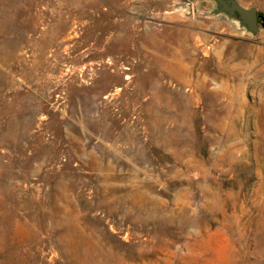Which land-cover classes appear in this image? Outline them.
I'll return each instance as SVG.
<instances>
[{
  "label": "rangeland",
  "instance_id": "1",
  "mask_svg": "<svg viewBox=\"0 0 264 264\" xmlns=\"http://www.w3.org/2000/svg\"><path fill=\"white\" fill-rule=\"evenodd\" d=\"M0 264H264V26L0 0Z\"/></svg>",
  "mask_w": 264,
  "mask_h": 264
},
{
  "label": "water",
  "instance_id": "2",
  "mask_svg": "<svg viewBox=\"0 0 264 264\" xmlns=\"http://www.w3.org/2000/svg\"><path fill=\"white\" fill-rule=\"evenodd\" d=\"M220 11L238 14L240 18L248 25L250 30L257 31L259 27V13L256 8L246 9L236 2L229 4L227 1L218 0Z\"/></svg>",
  "mask_w": 264,
  "mask_h": 264
},
{
  "label": "trees",
  "instance_id": "3",
  "mask_svg": "<svg viewBox=\"0 0 264 264\" xmlns=\"http://www.w3.org/2000/svg\"><path fill=\"white\" fill-rule=\"evenodd\" d=\"M259 23L264 26V13L259 14Z\"/></svg>",
  "mask_w": 264,
  "mask_h": 264
}]
</instances>
